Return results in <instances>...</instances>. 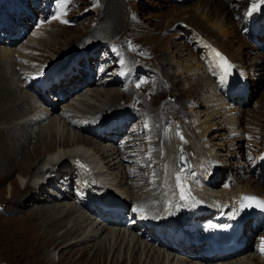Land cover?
Segmentation results:
<instances>
[{
	"label": "bare ground",
	"instance_id": "bare-ground-1",
	"mask_svg": "<svg viewBox=\"0 0 264 264\" xmlns=\"http://www.w3.org/2000/svg\"><path fill=\"white\" fill-rule=\"evenodd\" d=\"M185 1L189 3L191 0ZM230 2L231 0H196L193 5L184 7L182 12L170 16L161 27L151 30L140 29L139 32H137L139 36L136 33L135 35L144 40L143 44L145 43L147 46H153V50L157 49L161 52L163 51L164 54H168L172 44L169 43V40L167 41L168 38L166 36L163 37V34L174 27L176 22H184V26L180 28L191 27L194 29L192 32L190 31V33L185 32L186 34L184 35H189L188 37H195L202 41V46L205 49V53H207L208 62L213 64L216 73V76L213 75L214 79L209 76V74L206 76L207 83L205 84H208L209 87L208 89L205 87L206 90L203 89L202 94H207L210 91L212 92L214 84L217 83L218 88H221L223 93L225 91L228 92L231 98L233 97V93H237L234 91V88L237 87L236 85L233 87L224 81L217 63L218 59L216 55L217 52H220V54L224 53L229 57L227 61L235 68L230 71L231 76L237 74V70L242 74L244 70L245 53L242 51L243 49H241L239 40L236 38L237 35H235V32L240 30L241 25H237L235 22L232 23L230 21V17H233L230 16ZM246 3L247 7L249 5L251 7L252 0H246ZM15 5L21 8L23 2L15 0ZM261 9L264 10V5H261L256 11ZM17 12L20 13L19 11ZM120 24L121 21L117 22L114 26L115 29L111 35L112 37L117 38L120 34ZM67 26H71V23H67ZM71 27H73V25ZM98 29L96 28V32ZM101 29H103V27ZM43 30L44 28L42 31ZM47 32L49 33V30ZM80 32L81 30L78 29L73 31L58 30L56 34L58 37L54 38V44L46 42L47 40H45L42 41L45 42V44L41 45L47 48L48 51H52V54H57L59 49L63 51L62 45L65 42H71L77 38ZM198 32L205 33L206 38ZM86 35H83L80 39L81 42H83L82 44L79 43L74 46L73 49L77 46L79 47L75 51L76 54H86L88 51L92 52V48L95 49V46L99 42L97 38H104L103 34L97 36L95 33L91 35L86 33ZM105 38L107 39V37ZM203 40H205V43ZM93 41L96 42L92 43ZM7 42L5 43L10 45L12 41L9 43ZM29 44L27 47L23 45L19 48H9L8 46H1L2 48H0V124L2 125L0 126V185L8 180L10 181L14 172L17 171V177L8 184L7 192L10 194V198L7 197V199H9L10 203L12 202L11 204H15L19 206V208H22L25 202L27 203L32 199H37L36 203L38 204L37 209L31 212V216H28L29 222H25L22 225L14 224V230L18 234L13 231L10 232L9 230H0V235H2V237L8 234L10 241H7V243L12 241L10 246L13 249L16 248L28 259L35 255V264H59L63 262L70 253L74 252H78L79 255L75 258L79 259L82 258L83 254L87 251L90 252L89 255H93V262L91 264H107L108 259V264H124L126 261H128L129 264H264L262 258L256 254L253 248V234L252 236L251 234H246L249 249L239 255V257H228L225 258L228 259L226 261H221L223 259L217 261H202L198 256L192 257L193 252L182 253L181 251L177 252L175 249L174 252L171 247L167 250L162 249L161 247L166 245L161 240L148 239L147 235L145 236L143 234V231L141 233L138 232V230H142L144 227L135 228L129 225L128 222L123 224V220L112 222L111 225L114 226H111L109 223L102 222L100 219L98 220L95 216L94 218L93 215H90V213L94 214L93 211H89L90 213L88 214L86 211H83L85 208L81 210L78 205H82L80 202L76 201L78 204L75 203L73 200L75 193L73 192L70 193L72 194L70 195L67 194L66 191H64V193L61 192L62 190H52L50 193L48 190L49 196L46 197L45 192L47 193L46 186L48 184L50 186L60 187L61 189L65 188L62 183L56 182V180H58L57 176L60 175V177L69 180V182H73V180L66 177L81 165L82 170H84L87 176L93 179L99 177L105 179V182L97 183V181H94L86 187L88 194L87 200L92 210L95 206L93 201L101 198L106 191H109V188L116 189V192L127 200L135 199L132 198V195L134 191H138L139 197L136 198V200L142 199L141 201L146 205L145 212L151 208L157 214H160L163 209L165 212L173 213L172 216H175L174 223H167L165 231H162V233L166 231H168L169 235L174 233L175 236L173 235V238L176 239V229L185 227L184 223H188V221H186L188 218L187 216L190 217L195 209H202L208 206L206 209L207 211L212 208L216 210V213L227 215L231 211L233 212L234 208H237V201L241 198L243 192H257L264 195V189L258 188L260 185L258 180H247L250 172L247 174V170H244V172H242V170H236L237 173L228 174L225 180L226 182L224 183L225 187L221 184L223 189L219 190V185L222 181L213 179V176V178L211 177V171H213L215 166L213 167L210 165L209 161H211L212 157L207 159L204 142L202 143L200 141L201 139H199V137L203 138L207 132L206 124L208 120H202V111L199 109L200 107H209L204 101L195 102L192 110H190L191 114L189 115L192 116L193 125L187 134L190 138V140H188L189 144H191V147L188 148H191L192 151L190 153L194 155L195 161L194 168L184 173L178 172L176 168L177 154L181 149H186V147H184L185 145H182L181 141L178 140L179 136L175 130H165L167 128L165 122L168 118H165L159 113V111H157L158 109L153 111L155 116L150 112L144 114V112L146 113V108L143 107L147 105V103L139 101L141 97L137 96V92L129 93L120 90L113 92V90H108V88L111 87L94 88L91 86L95 84V81L84 80L80 77H72L68 70H63L62 76L66 75V77L61 81L59 88L61 89L60 92L64 93L63 97H65V99L70 93L76 92L75 89L78 84L89 88H87V91L83 94H78L75 100H71L72 102L70 101L63 104L64 107H60V105H57V103L51 99L49 103L44 104L43 102L42 104L39 102V99L35 97L33 90L34 94L30 92L31 89L29 91L28 89L25 90L26 84L24 85V83L28 75L25 73L21 62H26L28 60V55L33 58L35 50H39V52L43 51L31 45L30 41ZM32 46L33 50L30 51ZM188 46H191L189 42ZM68 52L73 51L70 50L67 51V53ZM263 53L264 50L258 49L259 55H256L259 56L258 58H261L264 57ZM50 57L43 54V56L39 58L42 62H51L49 60ZM66 57L67 54L63 60L59 61L58 59L57 63L59 62L58 65L60 64V66H54L53 68L61 69V67L63 68L67 64H70L71 62L68 63L69 60L65 61ZM132 57L134 56L132 55ZM35 58H37V54ZM188 58H190L189 62L194 60L191 55ZM140 59L142 60L143 58H135V69L141 70V65L144 64ZM143 60L149 65V61ZM28 62H33V60H28ZM124 64H121L122 68H124ZM186 65H189L188 68L193 67V65L190 64ZM46 67L42 71H39L40 68H36L34 72L32 70L31 73L40 81L41 73H45L51 68L48 66V69H46ZM148 68H153V65L151 64ZM184 69L185 68H180V71ZM206 72L207 70L205 73ZM156 74L158 75V70ZM116 81L117 78L115 77L105 82L108 86L110 83H115ZM72 84H75L74 87H70ZM48 85L49 83L44 84L45 87ZM47 93V98H49L51 93ZM55 95H58V93H55ZM125 96L129 97L126 99H129L131 103L127 101V103H125L128 105H125L127 109L123 111L127 113L128 117H136L134 122H136L137 126L136 136L133 140L128 141L125 150H122L116 143L107 141L109 139L97 138L98 140H93V138L77 132V129L83 130L82 124L85 123L83 122L84 120L93 121L94 123L102 121L96 119L100 118L105 112L118 108L122 104ZM211 96L209 98H211ZM213 100L217 99L214 98ZM57 101L60 103L65 102V100L60 97ZM94 101L96 102L94 103ZM97 102H99V104H97ZM206 102H210V99ZM46 104L47 106H45ZM74 106L78 107V110H76ZM125 106L121 107L124 108ZM131 107L140 108L137 109V112L141 113V117H137L135 115L136 113H133ZM159 107L161 108L160 105ZM195 109L196 111L192 112ZM213 111L214 113H212V115H214V117H219L220 111ZM148 115L154 116L155 119L150 122L149 127H145L143 123ZM209 115L210 114H208L207 117H209ZM111 119L113 118H107L106 120ZM228 119L231 124H236L235 121H231L230 117ZM158 121L161 123H155ZM176 123L178 122L176 121L175 125ZM156 124L160 125L158 128L160 131L155 128L154 132L153 127ZM88 125H93V123H89ZM232 128L236 131L235 125ZM148 133L152 135H150V139L153 140L151 141L153 143L152 150H156L153 151L154 155L150 160L145 156L148 146L151 143L148 142L147 139ZM141 136L143 137L138 140L137 137ZM163 138L164 140L162 141L161 139ZM214 148L215 147L210 148L211 156H213L212 153ZM126 153H135V157H140L139 166L136 165L138 169L126 163L125 159L127 157L124 159ZM31 156L35 158V160L33 164L29 165L28 162L32 160ZM260 159L262 161V167L264 168V154L260 156ZM36 162L38 164H36ZM142 163H148V168H155L157 163L158 169L154 174L155 178H151L146 170L143 172L141 171ZM223 169H227L230 172L234 170V167L229 165L227 168L223 167ZM137 171H141L142 177L136 178L132 176V174H136ZM62 173L65 177L62 176ZM177 175L180 176L179 181L177 180ZM145 178L149 179L146 181ZM244 180L248 181L246 185L242 184ZM146 183L149 185L145 186ZM107 185L109 186L107 187ZM181 186H183L184 189L183 195L187 196V199L182 198ZM144 188L148 189L145 191ZM31 196H33L32 199L29 198ZM45 200L53 202V204L50 203L47 205ZM130 201L131 200H129V202ZM136 216L137 215L133 214V212H128L127 217L129 218L128 220H130ZM195 219H199L201 222L204 220L199 213ZM12 222H14V220ZM117 225H120V227H115ZM246 227H248L250 231H254L250 224H246ZM146 234H148V236H155L156 232L154 229H151V231H147ZM49 245L53 247L54 251L44 252ZM59 248H61L58 252L59 260L56 261L55 255ZM72 261L75 263L76 260Z\"/></svg>",
	"mask_w": 264,
	"mask_h": 264
},
{
	"label": "rangeland",
	"instance_id": "rangeland-1",
	"mask_svg": "<svg viewBox=\"0 0 264 264\" xmlns=\"http://www.w3.org/2000/svg\"><path fill=\"white\" fill-rule=\"evenodd\" d=\"M4 1H6L5 5H3L2 3L3 1L0 0V24L1 22H3L4 19L7 21L8 24V21L10 20L11 17H13L12 19L14 20H16L17 17L18 20V16L16 15V13L13 12L14 6H15V10L19 12H21L22 9L25 7V11L27 12L25 14L31 12L33 17L31 14L27 15V17L21 15L20 18L25 23L21 24V22H19L18 24L25 25L28 31L26 32L23 38H19L17 40L12 41L10 45L6 44L5 42L7 41L3 40L4 34H0L2 38V40L0 41V48H2L1 46H8L9 48L11 47L19 48L20 46L23 45L27 47L30 41L31 45L36 46L37 48L43 50L41 52H39V50L38 51L35 50V52L33 51L35 53L33 58L30 57L29 55L27 56L28 60H33V62H28V60L26 62H21L25 73L28 75L24 83V85L26 84L25 90L28 89L29 91L31 89L30 92L34 94L32 91L34 90L33 88L34 86H29L31 85L29 81L30 78L33 82V77H34V75L31 73L32 70L34 72V69L40 68L39 71H42L46 66H47L46 69H48V66H50L51 68H53L54 66H60V64L58 65L59 62L57 63V60L58 59L59 61L63 60L67 54L65 61L69 60L68 63L71 62L70 64L67 65L72 66L76 64V69H74V67L72 68V70L74 71V75H72V77L73 76L75 78L80 77L81 79L84 80H88L90 77H92L93 79L92 81H95V84L94 85L92 84L91 87L94 88L111 87L108 88V90H113V92H116L117 90H120L122 92L124 91L129 92V93L137 92V96L141 97L139 101L147 103V105H145L146 107L145 106L143 107L146 108V113L144 112V114L150 112L155 116V113H153V111L158 109L157 111H159V113H161L165 118H168L167 121L165 122V126L167 127L165 130L168 129L175 130L179 136L178 140L181 141L182 145H185L184 147H186L189 153L192 150L191 148H188L191 147L190 146L191 144H189L188 140H190V138L188 137L187 134L189 133V131L191 130V126L193 125L192 116L189 115L191 114L190 110H192L195 102L204 101L205 103H207V105H209V107H204V108L200 107L199 109H201L202 111L201 112L202 120H208V123L206 124L207 132L203 136L204 139L200 137L199 139H201L200 141L202 143L204 142V146L206 148L207 157H208L207 159H209V157H212L211 161H209L210 165L213 167L215 166L213 171H211L212 174L211 177L213 176L214 177V178L212 177L213 179L222 181V183H220L219 185L220 187L218 186L219 190L223 189L222 186L226 182L225 180L228 174L237 173L236 170L238 171L242 170V172H244V170H247L248 171L246 172L247 174L250 172L249 173L250 175L248 176L247 180L248 181L254 179L258 180V182L260 183L258 188L264 189V181H262L261 179L262 176L264 177L263 168L260 166L262 165V161L261 163L259 162V160H261L260 156L264 154V57L258 58L259 54H258V49H256L257 46L247 37V35H244L241 31L242 27L245 26L244 24H242L244 22V18L242 17V14L240 15V17L237 16L238 14H240V11L242 9L245 10L248 9L246 0H231L230 2L231 3L230 16H233L230 17V21L232 23L235 22L237 25H241L240 30H237L238 32H235V35H237L236 38L239 40L241 49H243L242 51H244L245 53L244 70L242 74H240L237 70V74L240 75V77L244 81V85L247 87L246 89L250 90L248 98L244 102L239 97L230 98L228 92L225 91L223 93L221 91V88L220 89L218 88L217 83L214 84V88L212 89V92L210 91L211 93L209 92L207 94L205 93L202 94L203 93L202 90L203 89L206 90V88L208 89L209 87L208 84H205L207 83L206 76L208 74L212 75L211 71L209 70V66L207 65V62L209 60L207 58V53H205V49L202 46V41L196 39L195 37H188L189 35L188 36L184 35L194 30L191 27L180 28L184 26V24H182L184 22L182 21L176 22L174 27L170 28L168 32L166 31L163 34L164 35L163 37L166 36L168 38L167 41L169 40V43L172 44V46L169 48L168 54H164L163 51L161 52L157 49L153 50L154 48L153 46L150 45L147 46L144 43L146 45L145 46L143 44L144 40L140 39L139 37H136L135 35L136 33L139 36L137 32H139L140 29L151 30L153 28L156 29L161 27L165 22V20L169 19L170 16L182 12L184 7L193 5V3L196 0H191L189 3L185 0H67L64 7V11L69 7V3L71 2L69 9L66 10L67 18L65 15H63L61 17V20L69 21L68 24L71 23V26L73 25V27L67 26V23H62L61 20H53L51 17L52 5L55 4V6L57 5L59 7L60 0H51V4L47 3L50 0H17L23 2V7L21 6V8H18L17 5H15V0H4ZM43 15L44 17H42ZM31 18L32 21L30 23ZM39 19L40 21H38ZM6 21H4L5 26H7ZM120 21H121L120 24L121 32L118 35L119 37L117 36V38L116 37L114 38L111 36L115 29L114 26L117 24V22ZM127 23L130 25H128ZM102 27L103 29H101ZM43 28L44 30L42 31ZM96 28L97 29L99 28L98 29L99 31L97 30L96 32ZM76 29L81 30L79 36L74 40H72L71 42H65L62 45L63 51L59 49L57 54L54 53L52 54V51L51 52L48 51L47 48L41 45V44H45V42H42L45 40H47L46 42L49 43L51 42L52 44H54L55 43L54 38L58 37L56 35L58 30L73 31ZM46 30L47 31L49 30V33ZM92 32L95 33L97 36L103 34L104 38L102 37L97 38L99 42L95 46V49L92 48L91 50L92 52L88 51L86 54L85 53L76 54L75 51L79 47L77 46L75 49H73L74 46L79 43L82 44L83 42H81L80 40L81 37L83 35H86V33H88V35H91L93 34ZM200 34H202L206 38L205 33H200ZM105 37H107V39ZM262 39H264V37ZM94 42L96 41H93L92 43ZM188 42L190 43L191 46H188ZM203 42L205 43V40H203ZM33 46L31 47L30 51L33 50ZM70 50H72L73 52L67 53V51ZM38 53H39V57L43 56V54L44 55L46 54L47 57L52 56L50 57L51 59L49 58L51 62H42L38 57ZM122 53H124V55L127 56L129 59L131 58L130 60L132 62L133 59L134 61H136L135 58H143L149 61L150 63L148 65L146 61L140 59L141 62H143L144 64L141 65L142 67L141 70L134 68L136 74L133 84L135 85L131 84L132 80L129 81L128 83H124L117 80L115 83L109 82L110 84L107 86L106 85L107 83L105 81L114 79L113 75L119 71L120 67H118L119 65H116V63H119V56ZM36 54H37V58H35ZM132 55L135 58L132 57ZM190 55L191 57L194 58V60H192L191 62H189L190 58H188L190 57ZM81 56H88L89 59ZM151 64L153 65V68L149 69L148 66H151ZM186 64L193 65V67L188 68L189 65L187 66ZM67 65L64 66L63 68L61 67L60 70L62 71L68 70L69 74L70 73L72 74V70H69L68 68L66 69ZM180 68H185L183 71L185 70L187 71L185 72L180 71ZM157 70H158V75L156 74ZM206 70L207 72L205 73ZM138 84L139 87H137ZM74 85L75 84H72L70 87H74ZM235 85L237 88H234L235 89L234 91L239 93L241 89V85L239 86L238 83H236ZM80 86L81 85L78 84L77 88L75 89L76 92L70 93L66 99L64 98L65 102L60 103L57 101L58 95H55V93H59L61 90L60 88H55L54 92H51V96H49V99L55 101V103H57V105H60V107L62 106L64 107L63 104H66L71 100L72 101L75 100L78 94L79 95L83 94L84 92L87 91V88H89L83 85L81 87ZM210 96L211 98H209ZM126 98L129 97L125 96L122 104L118 108L105 112L100 117V119H104L105 116H108L110 113H113L115 110H117L116 113L126 110L127 107L125 105L127 104L125 103L129 101V99ZM214 98L217 100H213ZM209 99L210 102H206ZM40 101L42 103L44 102V104L48 103L44 100H40ZM95 102L96 101H94V103ZM97 104H99V102H97ZM159 105L161 106V108L159 107ZM45 106H47V104ZM121 106H125V107L123 108ZM74 108L78 110L77 109L78 107L74 106ZM131 108L133 109V113L134 112L136 113L135 115L137 117H141L140 116L141 113L137 112L138 111L137 109L140 108L138 107L136 108L131 107ZM213 110L220 111L219 117L216 116L214 117V115H212V113H214ZM195 111L196 109L193 110L192 112ZM208 114H210L209 117H207ZM154 116L148 115V117L146 118L145 125H150V122L154 121L155 119ZM229 117L231 121H235L236 124H231L228 119ZM132 118H136V117H131V119ZM176 121L179 124L175 125ZM155 123L160 124L161 122L158 121ZM234 125L236 126V131L233 130L232 128ZM0 126L2 125L0 124ZM159 127L160 125L158 124L154 125L153 131L155 132V128H157V130L160 131L158 129ZM77 132L79 134L89 136L90 138H93V140H98L96 137H93L87 132H84V130L77 129ZM151 134L147 136L148 142L153 141L150 139V137L152 136ZM181 135L183 136V140L180 138ZM142 137L143 136L137 137V139L139 140ZM128 138L131 137H129V135L127 134L121 138L118 144L122 146L124 144V141L127 140ZM161 140L163 141L164 138ZM152 144L153 143L151 142L145 153V156L147 157L148 160H150L153 157L154 155L153 151H156L155 149L152 150L153 148ZM211 147H215L212 153L213 156H211V151H210ZM190 156H191V160H193L194 162L195 161L194 155L190 153ZM126 157L130 162L132 161L133 163H135L134 160L135 161L137 160L136 158H134L133 160V158L130 157L128 154H125L124 159ZM31 159L32 160L28 162L29 165L33 164L35 160V158H33L32 156ZM18 160L20 161L19 157ZM256 163L258 164L260 163V164L254 166ZM36 164L38 163L36 162ZM129 165H131V163H129ZM229 165L234 167V170L229 172L227 169L225 170L223 169V167L227 168ZM141 167H142L141 170L142 172L146 170V172L150 175L151 178H155L154 174L158 169L157 163L155 168H151V167L148 168V163H142ZM141 171H137L136 174H132V176L136 178L142 177ZM17 173H18L17 171L14 172L13 176L10 178V181L17 177ZM147 179L149 178H145L146 181ZM247 180H244L242 184L246 185L248 182ZM10 181L8 180L6 181L7 183L5 182L2 185H0V226H1L0 230L4 229V231L9 230L10 232L11 231L15 232L14 224L22 225L25 222L26 223L29 222L28 216H31L30 215L31 212H34L37 209L38 204L36 203L37 199L36 200L32 199L33 196L29 197L32 200L29 199L30 201H28L27 203L25 202L22 208H19V206H16L15 204H11L12 202L10 203L9 199H7V197L10 198V194L7 192L8 184L10 183ZM56 182L58 183L59 181L56 180ZM148 185L149 184L146 183L145 186ZM108 186L109 185H107V187ZM46 187H47L46 188L47 193L45 192L46 194L45 196L47 197L49 196L48 190L50 193L52 189L50 188L49 184ZM146 189L144 188L145 191ZM109 190L116 191V189L113 188H109ZM66 193L70 194L68 192ZM138 194H139L138 191H134L132 198L135 199H129V200H131L132 203H135V201H141L142 199L136 200V198L139 197ZM45 203H47V205H49L50 203L53 204V202L50 201L48 202L46 200ZM83 211H86L88 214L90 213L86 209ZM90 215L96 217V215L92 213H90ZM13 220L14 222H12ZM115 227H120V226H115ZM148 237L149 236H147V238ZM7 241H10L8 238V234L3 235V237L2 235H0V264H2L3 262L7 264H35L34 262L35 255L29 257L28 259L19 250H17L16 248L13 249L10 246V244H12V241L8 243ZM161 248L167 250L164 247ZM60 249L61 248H59L56 251V255H55L56 261L59 260L58 252ZM46 251L53 252L54 250L53 247L49 245L46 247L44 252ZM89 254L90 252L87 251L83 254L82 258L76 259L79 255L78 252L70 253L67 256V258H65L63 262H60L59 264H91L93 262V255H89ZM72 260H76L75 263H73ZM108 263H109V259L107 264ZM124 264H129V262L126 261Z\"/></svg>",
	"mask_w": 264,
	"mask_h": 264
},
{
	"label": "snow or ice",
	"instance_id": "snow-or-ice-1",
	"mask_svg": "<svg viewBox=\"0 0 264 264\" xmlns=\"http://www.w3.org/2000/svg\"><path fill=\"white\" fill-rule=\"evenodd\" d=\"M66 2H67V0H60L59 7L57 8V12L52 16L53 20H61V17L63 15H66V12L64 11V7H65ZM261 5H264V0H252L250 10L247 14L251 15L252 12L258 10ZM61 22L62 23H69V21H67V20H61ZM216 55L220 57V59L222 61V67L225 70V76H227L229 74V69L232 67V65L219 52H217ZM137 87H139V84L137 85ZM180 138L183 140L182 135ZM177 180L178 181L180 180L179 175H177ZM183 191H184L183 186H181L182 198L187 199L188 197L183 195ZM243 199H244V201L247 202L244 205L245 207H259L261 209H264V200H261V199L256 198V197H251V196H245ZM134 211H136V209H134ZM141 211H142V209H141Z\"/></svg>",
	"mask_w": 264,
	"mask_h": 264
},
{
	"label": "water",
	"instance_id": "water-1",
	"mask_svg": "<svg viewBox=\"0 0 264 264\" xmlns=\"http://www.w3.org/2000/svg\"><path fill=\"white\" fill-rule=\"evenodd\" d=\"M179 157V169L185 170L192 166L191 159L189 158V153L186 149H181Z\"/></svg>",
	"mask_w": 264,
	"mask_h": 264
}]
</instances>
